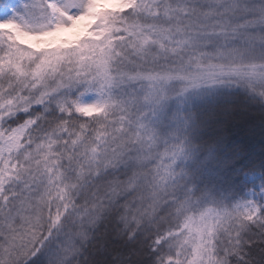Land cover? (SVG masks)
Wrapping results in <instances>:
<instances>
[{"label":"snow or ice","instance_id":"snow-or-ice-1","mask_svg":"<svg viewBox=\"0 0 264 264\" xmlns=\"http://www.w3.org/2000/svg\"><path fill=\"white\" fill-rule=\"evenodd\" d=\"M0 264H264V0H0Z\"/></svg>","mask_w":264,"mask_h":264}]
</instances>
